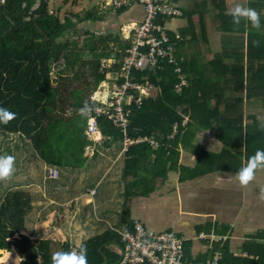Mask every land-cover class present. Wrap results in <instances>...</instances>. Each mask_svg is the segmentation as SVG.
Instances as JSON below:
<instances>
[{"label": "trees", "instance_id": "16d2710c", "mask_svg": "<svg viewBox=\"0 0 264 264\" xmlns=\"http://www.w3.org/2000/svg\"><path fill=\"white\" fill-rule=\"evenodd\" d=\"M249 7L259 12L261 30L251 29L244 22L234 29L231 17L220 8L219 29L225 38L221 54L198 67L194 74L187 71L186 63L180 62V75L188 81L180 92L175 90L179 83L175 67L165 61L159 60L157 66L148 70L132 69L128 73L132 82L152 87L155 95L141 97L139 104L136 99L128 103L131 105L127 109L131 110L124 133L107 117H96L103 137L122 142L125 138L162 141L153 160L145 143L129 145L122 171L127 197L133 195L135 183L141 182L138 177L143 170L151 178H156L159 170L160 179L165 176L164 169L172 159L165 157L163 149H175L179 142L188 144L200 129L214 130L215 139L222 144L220 154L232 157L236 153V167L221 161L218 168L222 170L238 172L257 150H264V124L255 116L244 115L245 103L264 110V0H251ZM84 14L81 22L100 21L91 13ZM73 27L71 19L61 21L50 14L46 0H7L0 6V108L15 113V119L0 124V135L18 134L26 138L38 158L48 165L79 166L77 162L82 161L78 158L90 143L85 134L88 115L79 110L86 103L91 107L88 99L97 85L105 81L106 74H116L115 88L125 79L119 73L118 61L127 55L131 42L120 41L114 33L93 36L86 32L79 44L68 38ZM170 39L173 41L172 34ZM254 40L260 41L258 47L253 46ZM110 58L114 60L108 68L100 67L102 60ZM227 92L233 95L226 97ZM185 117L189 122L183 128L181 122ZM175 124L177 129L173 133ZM0 143L6 142L3 139ZM174 152L171 153L175 156ZM197 172L190 171L189 177ZM32 209L33 201L27 192L0 191V251L14 250L22 258L19 264H52L54 253L69 252V248L53 238L54 232L30 242L29 225L36 222L35 216H30ZM24 231L29 232L27 236L21 234ZM82 244L87 247L88 264H116L120 260L121 253L117 255L106 247L113 244L122 250L121 234L115 231L105 230ZM244 246L246 257H234L220 242H214L210 256L220 253V264H264V245ZM248 246L254 250H248Z\"/></svg>", "mask_w": 264, "mask_h": 264}, {"label": "crops", "instance_id": "0c3cea01", "mask_svg": "<svg viewBox=\"0 0 264 264\" xmlns=\"http://www.w3.org/2000/svg\"><path fill=\"white\" fill-rule=\"evenodd\" d=\"M170 1L181 10L182 16L173 19L158 18L157 22L165 27L169 39L170 34L173 36V41L170 39V42L174 50V67H178L180 62L186 63L187 71L194 74L198 67L205 66L216 55L221 54L225 38L219 29V9L222 8L227 14L236 4L249 7L251 0ZM46 2L48 10L56 8L57 14L60 0ZM55 3L58 6H54ZM100 5L101 9L114 13L117 17L116 24L119 26L117 32L109 30L101 36L114 33L120 41L131 42V39L122 33V27L127 23H140L144 16L142 8L132 2L127 7L114 9L109 5V0H101ZM118 10L122 11L120 15L116 14ZM96 12L93 10L89 13L96 16ZM49 13L56 16L52 10H49ZM86 22L96 23L91 19ZM111 50L109 46L108 51ZM124 57L118 61L121 65ZM110 59L108 61L112 63L114 59ZM100 67H103L102 63ZM181 73L183 75L182 71ZM175 74L177 79L181 77L180 72ZM105 77V81L98 84L90 96L94 97L96 102H106L115 90L116 74H106ZM184 78L186 79L185 76ZM126 79L134 84L131 74ZM181 89L175 86L176 92ZM134 94L130 91L128 99L135 100L132 99ZM154 95L155 91L150 87L144 98ZM232 95L233 93H226V97ZM129 102L124 104L128 113L131 110L127 109ZM210 105H215V99L211 100ZM257 111L264 112L262 109ZM247 115L255 116L259 121V116L255 113ZM188 122V117H185L181 126L184 128ZM174 126L177 127L176 124ZM6 135L0 137L14 143V146H11L14 150L12 156L15 157L14 169H28L24 175L26 178H33L34 169L37 172L35 177L45 178L48 182L44 191L48 192V196L42 194L45 199H40V207L37 208V204L33 203L34 207L30 212V216L36 218L33 229H28L30 237L36 238V230H39V233L47 232L51 219L59 214L61 220L52 235L60 245L68 246L69 250L73 248L78 251L84 241L97 237L105 230L115 231L118 235L128 232L135 221L148 230L167 232L182 240L183 260L186 264H201L209 260L214 242H220V246L226 248L234 257H246L243 253L245 243L264 245V197L260 195L264 190V169L257 170L253 181L248 186L241 187L236 179V171L218 168L221 161H226L235 168L237 155L234 153L231 157L220 154L222 144L215 139L212 129L196 131L188 144L179 142L175 149H163L165 157L172 159L164 169L165 176L160 179L157 173L162 170H159L157 177L151 178L149 172L143 170L138 177L141 182L135 183L136 188L129 197L126 196V180L122 178L125 154L129 146H125L121 139L115 140L102 135L89 137L91 145L89 143L85 147L89 149L84 148L78 158L82 162H77L78 167H71L70 164L48 165L38 158L26 138L18 134ZM142 142L149 146L151 160L155 159L156 151L162 147V141L150 139L148 142ZM4 145L8 147L10 144L6 142ZM172 150L175 151V156L172 155ZM201 150L204 152H200ZM165 157L163 156L164 159ZM49 169L57 171L56 179L48 177ZM194 170L198 172L190 178L189 172ZM33 185V182H29L27 187ZM25 192L28 193L27 190ZM29 195L33 199V196ZM28 233L21 232L26 236ZM200 234L203 238H198ZM106 247L117 255L121 253L117 245ZM253 248L248 246L250 251H253Z\"/></svg>", "mask_w": 264, "mask_h": 264}, {"label": "built area", "instance_id": "2783aa9c", "mask_svg": "<svg viewBox=\"0 0 264 264\" xmlns=\"http://www.w3.org/2000/svg\"><path fill=\"white\" fill-rule=\"evenodd\" d=\"M7 0H0V6L4 5ZM138 4L144 13L140 23H127L122 27V33L131 39L130 48L124 57L120 73L124 76V81L118 88H115L111 97L104 103L90 101L92 108L86 121L85 134L87 138L101 133L96 123V117L105 116L112 124L119 127L123 133L128 122V111L124 104L128 99L130 91H133L136 102L139 104L141 97H144L150 88L129 82L126 78L128 73L133 69L144 71L158 65L159 60L167 64L176 66L173 56V45L169 40L166 29L159 24L158 18L173 19L182 16L181 10L178 9L170 0H109V5L114 9L129 6L130 3ZM112 63L108 60H102V66L108 68ZM175 73L180 69L175 67ZM177 88L186 85L185 79L179 76ZM177 127H173V133ZM145 141L144 139L129 140L124 139V145L129 146L133 143ZM58 173L55 169L48 170V177L56 179ZM61 215H56L50 222L47 232L49 234L58 228ZM38 238V237H36ZM30 237L31 243L35 241ZM198 238H203L199 235ZM123 248L121 257L116 264H186L183 260V242L178 237L167 232H154L144 228L140 223L135 221L133 229L121 234ZM77 251L71 248V251ZM78 252V251H77ZM20 258V257H19ZM18 258V259H19ZM221 259L220 253H214L212 257L201 264H219ZM20 261V259H19Z\"/></svg>", "mask_w": 264, "mask_h": 264}, {"label": "rangeland", "instance_id": "374dc122", "mask_svg": "<svg viewBox=\"0 0 264 264\" xmlns=\"http://www.w3.org/2000/svg\"><path fill=\"white\" fill-rule=\"evenodd\" d=\"M49 1L52 2V0H49ZM100 1L101 0H60L59 3L61 4L59 6L56 3L54 4V6L56 5L58 6L57 14L55 10L56 8H49V10H52L54 14L56 15V17H58L61 21L64 18L71 19L72 23L74 24V27L72 29L73 34L68 36V38H72L75 41H78V43L80 44L83 38L87 36L86 32L93 36H100V35H103L105 31H109V30L115 31V32L118 31L119 26L116 24L117 17L110 10L101 9ZM93 10L97 11L96 12L97 17L99 16L101 17L100 22H96V23L95 22H81L79 20L84 17L85 15L84 13L86 12L89 13L90 11H93ZM72 15L77 16L78 18H74V16L72 17ZM81 95L82 94H80V96ZM88 100L94 101V97H91ZM249 105L250 104L248 103L244 104L245 115L253 112L259 116L258 118L259 121L264 124V112L257 111L259 110L258 107L252 108ZM66 115H69V113H67ZM11 137L13 136L11 135ZM1 140L3 139L0 137V141ZM5 141L9 143L10 145L7 147L6 145H3V143H0V156L8 155V154L12 156L14 150L13 148H11V146H14V143H12L11 141L9 142L8 140H5ZM22 149H24V147ZM87 149L89 148H85V150ZM18 165L19 164H17V168H19ZM27 171L28 169L24 170V168L19 169V170L14 169V173H17L16 175L13 174L10 179L5 180V181H0V191L4 192L6 189H21L22 191L27 190L28 194H31L33 196L32 201L33 203L37 204L36 207L38 208L40 207V199H45L42 194H44L45 197L48 196V192L47 191L44 192L46 189L45 186H47L48 182L44 180L45 178H39L38 176L35 177L36 170L34 169L32 173L33 178H28V177L26 178V176L24 175ZM39 176H40V171H39ZM14 182L18 185L14 184ZM29 182H33L34 185L27 187ZM62 198L63 200L65 199V197H62ZM33 219L36 220V218H33ZM30 228L33 229V225H29V229ZM36 231H37L36 237L44 238L46 236V234L42 232L39 233L38 232L39 230H36ZM9 253H10L9 258L11 260L10 264H19L18 256L14 250H10L9 252L0 251V258L2 261V262L0 261V264H5L4 256L8 255Z\"/></svg>", "mask_w": 264, "mask_h": 264}, {"label": "clouds", "instance_id": "9594fccd", "mask_svg": "<svg viewBox=\"0 0 264 264\" xmlns=\"http://www.w3.org/2000/svg\"><path fill=\"white\" fill-rule=\"evenodd\" d=\"M231 17V24L234 29H238L242 22L250 26L251 29L260 31L262 28L259 12L251 7L241 4L234 5L227 13ZM254 47H258L259 40H254ZM81 113H91L92 108L86 103L80 110ZM15 119V113L6 108H0V124H8ZM264 130V125L261 126ZM15 157L11 155L0 156V181L11 178L14 174ZM264 169V150H257L254 155L248 158L247 163L236 174L241 187L248 186L254 179L257 170ZM264 197V190L260 193ZM30 238V237H29ZM10 255V253H9ZM19 258V257H18ZM22 261V258H19ZM52 264H88L87 247L81 245L79 251H57L52 256Z\"/></svg>", "mask_w": 264, "mask_h": 264}, {"label": "bare ground", "instance_id": "6f19581e", "mask_svg": "<svg viewBox=\"0 0 264 264\" xmlns=\"http://www.w3.org/2000/svg\"><path fill=\"white\" fill-rule=\"evenodd\" d=\"M11 191V190H10ZM39 223V222H38ZM25 229V228H24ZM10 262H11V260H10V258H9V254L8 255H5L4 256V263L5 264H10Z\"/></svg>", "mask_w": 264, "mask_h": 264}]
</instances>
